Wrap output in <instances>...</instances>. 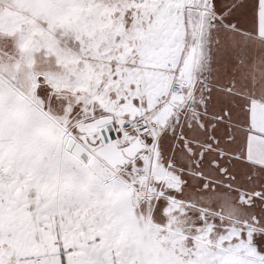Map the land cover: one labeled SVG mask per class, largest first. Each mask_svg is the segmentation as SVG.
Here are the masks:
<instances>
[{"label": "snow or ice", "instance_id": "6c2138e0", "mask_svg": "<svg viewBox=\"0 0 264 264\" xmlns=\"http://www.w3.org/2000/svg\"><path fill=\"white\" fill-rule=\"evenodd\" d=\"M0 264H264V0H0Z\"/></svg>", "mask_w": 264, "mask_h": 264}]
</instances>
